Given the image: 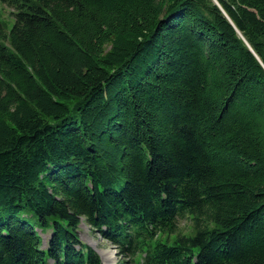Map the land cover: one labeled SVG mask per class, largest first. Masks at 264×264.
Returning a JSON list of instances; mask_svg holds the SVG:
<instances>
[{
	"label": "trees",
	"instance_id": "16d2710c",
	"mask_svg": "<svg viewBox=\"0 0 264 264\" xmlns=\"http://www.w3.org/2000/svg\"><path fill=\"white\" fill-rule=\"evenodd\" d=\"M216 1L0 0V264H100L82 218L143 264H264V0Z\"/></svg>",
	"mask_w": 264,
	"mask_h": 264
},
{
	"label": "rangeland",
	"instance_id": "374dc122",
	"mask_svg": "<svg viewBox=\"0 0 264 264\" xmlns=\"http://www.w3.org/2000/svg\"><path fill=\"white\" fill-rule=\"evenodd\" d=\"M10 11H12V9L8 8L6 5L2 6L0 4V20L8 25L13 24V19L10 17V13H9ZM178 228L182 233H188L190 230V224L187 220L180 219L178 221ZM36 230L37 233H39L42 239L44 240L43 247H45L46 244L45 240H47L50 232L48 231L46 233H42L39 228H36ZM77 234L83 243L92 246L95 250L99 252L101 251L102 253H106V255L109 256L111 255L112 258L108 257L107 259L108 264H119L123 262H128V264H130L129 259L118 255L117 249L113 246V244H111L109 241L104 239L99 232L94 231L87 224L84 218L81 219V223L79 225Z\"/></svg>",
	"mask_w": 264,
	"mask_h": 264
},
{
	"label": "water",
	"instance_id": "95a60500",
	"mask_svg": "<svg viewBox=\"0 0 264 264\" xmlns=\"http://www.w3.org/2000/svg\"><path fill=\"white\" fill-rule=\"evenodd\" d=\"M214 1L216 2V4H218V2L216 0H214ZM250 50H252V49L250 48Z\"/></svg>",
	"mask_w": 264,
	"mask_h": 264
},
{
	"label": "bare ground",
	"instance_id": "6f19581e",
	"mask_svg": "<svg viewBox=\"0 0 264 264\" xmlns=\"http://www.w3.org/2000/svg\"><path fill=\"white\" fill-rule=\"evenodd\" d=\"M108 257V256H107ZM112 256L110 255L109 258H111Z\"/></svg>",
	"mask_w": 264,
	"mask_h": 264
}]
</instances>
